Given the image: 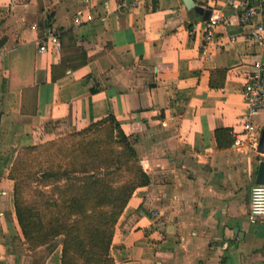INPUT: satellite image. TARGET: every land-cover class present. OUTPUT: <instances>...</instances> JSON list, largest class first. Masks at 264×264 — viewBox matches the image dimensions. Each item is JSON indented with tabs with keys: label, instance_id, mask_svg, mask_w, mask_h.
<instances>
[{
	"label": "crops",
	"instance_id": "0c3cea01",
	"mask_svg": "<svg viewBox=\"0 0 264 264\" xmlns=\"http://www.w3.org/2000/svg\"><path fill=\"white\" fill-rule=\"evenodd\" d=\"M196 2L226 16L210 41L184 0H0V264H63L61 237L25 241L19 151L109 114L150 176L118 219L114 264H264V223L249 219L264 110L247 131L244 95L264 62L250 37L264 16L244 23L227 0Z\"/></svg>",
	"mask_w": 264,
	"mask_h": 264
},
{
	"label": "trees",
	"instance_id": "16d2710c",
	"mask_svg": "<svg viewBox=\"0 0 264 264\" xmlns=\"http://www.w3.org/2000/svg\"><path fill=\"white\" fill-rule=\"evenodd\" d=\"M227 132L217 129L220 145ZM42 146L52 158L38 173L39 185L22 178L27 173L18 166L21 158L10 174L25 241L35 248L61 237L63 264H114L111 244L118 219L135 189L150 182L134 140L109 114L70 138ZM25 184L40 199L28 198Z\"/></svg>",
	"mask_w": 264,
	"mask_h": 264
},
{
	"label": "built area",
	"instance_id": "2783aa9c",
	"mask_svg": "<svg viewBox=\"0 0 264 264\" xmlns=\"http://www.w3.org/2000/svg\"><path fill=\"white\" fill-rule=\"evenodd\" d=\"M228 4L235 9H242L240 12L241 20L244 23H250L255 16H264V0H227ZM223 14H212L207 19L206 37L208 41L214 36L217 25L225 20ZM250 37L259 43L264 42L263 24L257 23L250 32ZM54 45L60 46L59 38L55 34L50 35ZM235 39V37H233ZM45 49V45L42 46ZM244 95L247 103V112L245 113V129L255 132L253 115L264 110V62L258 61L256 68L248 76L244 85ZM155 214L162 215L161 210H155ZM249 219L253 223H264V182L256 183L252 187L251 205Z\"/></svg>",
	"mask_w": 264,
	"mask_h": 264
},
{
	"label": "rangeland",
	"instance_id": "374dc122",
	"mask_svg": "<svg viewBox=\"0 0 264 264\" xmlns=\"http://www.w3.org/2000/svg\"><path fill=\"white\" fill-rule=\"evenodd\" d=\"M73 133L74 132H69V133H66L62 136L56 137V138L51 137V138L46 139L45 141L38 142L36 144H38V146H40V147L35 149V150H27L24 147L19 151V154L17 156L18 158L16 157L17 159H15V160H18L19 158H21V160L20 159L18 160V162H19L18 166H20V167L22 166L21 167L22 169L25 168L23 173H27V174L25 176H22V178H24V180L27 184L28 183L33 184L34 186L39 185V184H37L38 183L37 177L39 176L38 173L41 170V168H43L47 164V162L52 158L49 155L50 151L48 153L45 150V147H43L42 145H45L47 142H49L51 140H58V139H61L64 137L70 138V136ZM10 174H11V172H10ZM14 184H15V180H14ZM25 193H26V196L28 198L40 199V197L37 195V193L36 192L34 193L32 190H30V188L28 186H26V184H25Z\"/></svg>",
	"mask_w": 264,
	"mask_h": 264
},
{
	"label": "water",
	"instance_id": "95a60500",
	"mask_svg": "<svg viewBox=\"0 0 264 264\" xmlns=\"http://www.w3.org/2000/svg\"><path fill=\"white\" fill-rule=\"evenodd\" d=\"M186 3V7L190 10H195L197 13L203 16L204 19H209L212 15V9L201 5L196 2V0H184ZM264 182V159H262L259 163L258 173L256 183Z\"/></svg>",
	"mask_w": 264,
	"mask_h": 264
}]
</instances>
